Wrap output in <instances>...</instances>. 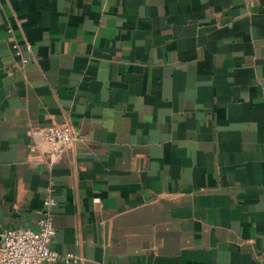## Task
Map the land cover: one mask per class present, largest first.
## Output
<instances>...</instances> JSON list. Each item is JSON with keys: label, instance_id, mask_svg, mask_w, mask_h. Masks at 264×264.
Masks as SVG:
<instances>
[{"label": "crops", "instance_id": "obj_1", "mask_svg": "<svg viewBox=\"0 0 264 264\" xmlns=\"http://www.w3.org/2000/svg\"><path fill=\"white\" fill-rule=\"evenodd\" d=\"M46 212L68 264H264V0H0V244Z\"/></svg>", "mask_w": 264, "mask_h": 264}, {"label": "built area", "instance_id": "obj_2", "mask_svg": "<svg viewBox=\"0 0 264 264\" xmlns=\"http://www.w3.org/2000/svg\"><path fill=\"white\" fill-rule=\"evenodd\" d=\"M16 53L23 63L28 62V56L18 50ZM43 135L56 155L62 154L77 140L76 132L67 124L48 125L43 129ZM54 202L53 197L43 200L47 206ZM55 232L52 215L48 212L37 220L35 227L5 230L0 244V264H53L59 260L67 264L78 262L79 256H61L52 247Z\"/></svg>", "mask_w": 264, "mask_h": 264}]
</instances>
